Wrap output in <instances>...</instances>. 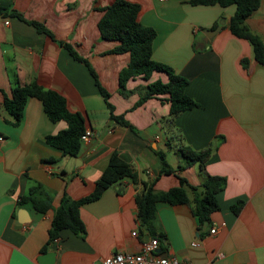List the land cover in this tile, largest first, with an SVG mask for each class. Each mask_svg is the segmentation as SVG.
<instances>
[{"label":"crops","instance_id":"obj_1","mask_svg":"<svg viewBox=\"0 0 264 264\" xmlns=\"http://www.w3.org/2000/svg\"><path fill=\"white\" fill-rule=\"evenodd\" d=\"M114 1L0 0L8 11L0 15V137L5 139L0 143V264H39L63 195L79 200L93 193L113 152L132 167L137 182L124 179L97 201L84 204L80 217L86 234L63 230L48 249L56 253L54 264H98L118 252H138L154 238L160 255L181 261L264 264V65L256 61L247 40L230 32L236 7L127 0L141 6L139 22L156 30L153 59L185 77V94L200 104L170 123V106L160 97L134 108L148 84L167 82L165 74L154 72L149 80L136 77L127 83L128 94L120 91L119 73L130 56L109 54L117 43L103 40L98 30L100 9ZM31 21L43 24L53 38L39 33L27 23ZM246 26L264 41V0ZM61 42L89 63L110 94L114 115L123 116L133 130L110 118L88 66ZM33 82L59 93L70 111L86 116L93 137L76 157L63 156L46 143L47 136L67 124L50 121L36 98L28 99L18 126L7 123L4 96ZM220 138L224 141L204 170L199 164L178 170L183 165L179 147L201 151ZM166 166L175 173L163 174ZM209 176L224 177L227 184L217 194L220 210L208 225H200L190 206L166 203L157 205L150 226L138 220L135 199L143 184L155 181L154 190L165 192L179 186V178L196 187ZM36 184L52 200L44 214L31 204L18 205ZM187 191L192 199L194 194ZM238 201L244 206L236 215L231 207ZM212 229L217 232L211 234ZM135 231L137 237L132 236Z\"/></svg>","mask_w":264,"mask_h":264},{"label":"trees","instance_id":"obj_2","mask_svg":"<svg viewBox=\"0 0 264 264\" xmlns=\"http://www.w3.org/2000/svg\"><path fill=\"white\" fill-rule=\"evenodd\" d=\"M188 3L192 6H235L236 11L229 23L230 32L240 39L247 40L253 46L256 61L264 65V41L252 34L246 26L248 17L259 8L260 0H189ZM100 11L103 13L98 23L101 38L117 43L109 54H129L130 56L127 66L119 73V88L122 94H128L126 87L131 79L142 77L149 80L154 72L167 76V82L157 80L148 84L134 108L140 107L153 97H160L162 102L169 104L168 121L173 123L176 117L183 112L200 107L199 103L185 94L189 81L175 73L171 67L153 59V42L157 33L154 28L146 27L139 22L138 16L141 11L139 4L127 0H115L113 4L100 9ZM12 14L15 15V12ZM0 15H8V11L1 6ZM17 15L23 19L22 15ZM27 23L34 26L39 33L53 38L52 33L43 24L33 21ZM60 44L74 59L86 63L110 111V118L133 130V127L124 120L123 116L114 115V107L109 102L110 94L100 85L97 75L89 63L70 44L62 42ZM243 64L246 66L247 62L244 61ZM30 98H36L42 102L44 112L50 121L54 123L64 121L67 124L66 129L47 136L46 143L60 150L63 156L76 157L83 145L81 137L86 129V116L81 112L70 111L66 99L53 90H46L36 82L23 86L17 85L10 96H4L3 108L9 118L7 123L13 126H18L21 123L26 103ZM223 141L224 138H220L216 143L201 151H196L188 146L179 147L177 152L183 159V165L178 167V170H185L195 164H199L201 170H204L206 162ZM158 155L164 157L162 152H158ZM162 173L173 174L175 170L166 166ZM124 179H130L136 183L137 175L117 152H113L107 167L96 182L93 193L79 200L71 199L66 193L63 195L59 206L54 210L49 238L41 250L42 253L48 252L51 244L60 237L63 230H70L75 235L84 237L86 228L80 217V208L84 204L97 201L106 189ZM179 182V186L165 192L154 190L155 181L143 184L142 191L137 194L135 199L138 207L137 217L142 225H151L159 203L190 206L200 225L209 221L210 216L220 210L217 194L226 188V178L209 176L201 186L196 187L190 185L185 178H179ZM187 189L194 194L192 199ZM25 204H31L41 214L52 208V200L41 184H36L30 189L28 195L19 198L18 205ZM243 206L244 202L238 201L231 207V210L238 215Z\"/></svg>","mask_w":264,"mask_h":264},{"label":"built area","instance_id":"obj_3","mask_svg":"<svg viewBox=\"0 0 264 264\" xmlns=\"http://www.w3.org/2000/svg\"><path fill=\"white\" fill-rule=\"evenodd\" d=\"M7 24H9L7 22ZM93 137V131L86 128L81 137L82 144L89 142ZM5 139L0 137V143ZM217 229H212L211 234H215ZM133 237H137L138 233H132ZM158 239L154 238L142 244L138 252H118L108 258L103 259L98 264H194L190 261H181L177 258L160 255L158 253ZM196 244H193V246Z\"/></svg>","mask_w":264,"mask_h":264},{"label":"water","instance_id":"obj_4","mask_svg":"<svg viewBox=\"0 0 264 264\" xmlns=\"http://www.w3.org/2000/svg\"><path fill=\"white\" fill-rule=\"evenodd\" d=\"M217 31H219V28L214 30L212 33L214 34ZM205 225H208V222H206ZM55 257H56V253L55 252H48L46 254L41 255L38 258V262H39V264H54Z\"/></svg>","mask_w":264,"mask_h":264}]
</instances>
